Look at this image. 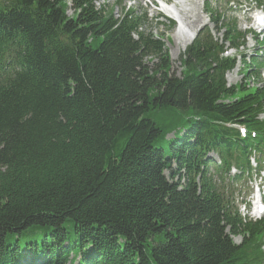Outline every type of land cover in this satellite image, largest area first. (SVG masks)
Returning <instances> with one entry per match:
<instances>
[{"label": "trees", "instance_id": "obj_1", "mask_svg": "<svg viewBox=\"0 0 264 264\" xmlns=\"http://www.w3.org/2000/svg\"><path fill=\"white\" fill-rule=\"evenodd\" d=\"M68 2L0 0V264H264V220L206 159L245 174L264 149V87L226 81L237 25L208 6L223 40L201 32L178 76L145 15Z\"/></svg>", "mask_w": 264, "mask_h": 264}, {"label": "rangeland", "instance_id": "obj_2", "mask_svg": "<svg viewBox=\"0 0 264 264\" xmlns=\"http://www.w3.org/2000/svg\"><path fill=\"white\" fill-rule=\"evenodd\" d=\"M149 0H95V4L98 8L106 6V8L111 9L113 8L115 11V15L119 17L121 14H123V11L126 9H131L134 11H137L138 16L142 14L145 10L148 12V18L150 19L149 23L147 24L146 28L144 29L145 32L149 33L152 32L154 35L158 36L159 38L162 37L163 42L166 45V48L168 50V54L170 57V60L172 62V72L175 73L176 75H180L181 73V62L180 58L181 56L186 52V49L182 47L183 40L184 39V34H178L177 31H179V25L175 22V29L172 30H167L168 23L166 19L163 18H156L157 15V10H160L162 8L159 7V9H156L152 4H148ZM211 0H185L186 5L183 7V14H186L183 16V19L187 23H193V30H194V39L190 43V45L194 42L196 35L199 34V32L204 29L206 26L209 27L211 31L214 32L215 27L211 24L210 19L208 15L205 13L206 8L208 3H210ZM239 3L244 5V9L242 12L238 11L235 13L231 12L228 7L224 4V2L219 4V11L224 12L226 16L230 20H236L237 23L240 25V29L244 31L247 29L249 26L243 22V20L246 18H250V14H257L259 11L264 10V4L263 8H257V4H255V1L251 2L252 0H237ZM171 3V1H169ZM261 2H264V0H261ZM173 4V3H171ZM182 6V4L180 5ZM178 6V7H180ZM68 16L69 17H75V11L72 8V2L69 0L68 2ZM251 9V10H250ZM186 18V19H185ZM178 20V19H177ZM179 21V20H178ZM251 24H254L253 21H251ZM186 25V24H185ZM170 28V27H168ZM169 31V32H167ZM215 34V32H214ZM181 36V37H180ZM222 38L221 36H218ZM183 38V39H182ZM179 42H178V41ZM183 41V42H182ZM189 45V46H190ZM244 48H242L238 55L239 57L236 58V69L233 70L231 73L228 74L227 76V84L229 86L235 87L237 85H244L248 79H245L243 76V71L245 70V67L241 64V61L244 63L246 62L248 65L252 64L254 60H257L258 63L264 62V58L259 56L260 54L258 53L263 45L261 43L256 44V41H254L249 35L247 38V41L244 44ZM236 53L234 51L229 52V55L235 58ZM240 55L245 56L242 57L240 60ZM154 62V61H153ZM258 72L262 73L261 78H257L256 75L251 76L250 81L248 83V86L250 88H257V87H264V68H262L260 71L258 69ZM261 120H264V117H261ZM169 138H175L174 134H171L168 136ZM213 156L212 158L215 160L217 157ZM216 161V160H215ZM218 161V160H217ZM216 161V162H217ZM220 163V160L217 162ZM255 166V165H254ZM231 177L235 176V171H233L230 174ZM255 179V171H253L250 175H246L243 177L242 180L238 182H233V180L223 182L220 178L215 177V182L221 189H225L226 187H229L232 192H234L235 196L238 197L239 203L242 200H245L249 195H250V181ZM241 210V208H240ZM256 213V209H254ZM243 214V212H242ZM244 216V215H243ZM236 242L235 244H240L242 240L240 238H237L234 240Z\"/></svg>", "mask_w": 264, "mask_h": 264}, {"label": "bare ground", "instance_id": "obj_3", "mask_svg": "<svg viewBox=\"0 0 264 264\" xmlns=\"http://www.w3.org/2000/svg\"><path fill=\"white\" fill-rule=\"evenodd\" d=\"M184 5H186V2H184L183 4H182V6H180V7H177V6H174V8L172 9V10H169V12L171 13V15H174L175 17H178V20H179V22H180V24H181V26H182V28L179 30V31H177L178 32V34H181V33H183L184 34V39L185 40H183L182 42H183V44H182V47L184 48V49H186L189 45H190V43L193 41V39H194V30H193V23H187L184 19H183V16L184 15H186V14H184L183 16H182V14H183V7H184ZM186 19V18H185ZM186 24V25H185ZM182 35V34H181ZM183 36V35H182ZM181 37V36H180ZM183 39V38H182ZM178 41V40H177ZM179 42V41H178ZM48 184V183H47ZM70 208V207H69ZM71 219V218H70Z\"/></svg>", "mask_w": 264, "mask_h": 264}]
</instances>
